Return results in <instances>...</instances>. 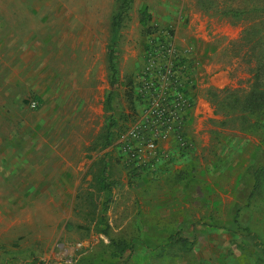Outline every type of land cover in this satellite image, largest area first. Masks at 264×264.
I'll return each mask as SVG.
<instances>
[{
  "label": "rangeland",
  "instance_id": "rangeland-1",
  "mask_svg": "<svg viewBox=\"0 0 264 264\" xmlns=\"http://www.w3.org/2000/svg\"><path fill=\"white\" fill-rule=\"evenodd\" d=\"M120 1L0 0V264H264V109L241 105L264 0H131L111 86ZM163 50L181 144L152 114Z\"/></svg>",
  "mask_w": 264,
  "mask_h": 264
},
{
  "label": "trees",
  "instance_id": "trees-1",
  "mask_svg": "<svg viewBox=\"0 0 264 264\" xmlns=\"http://www.w3.org/2000/svg\"><path fill=\"white\" fill-rule=\"evenodd\" d=\"M131 3V0H121L120 1V5L117 9L116 14L114 15L113 19H112V29H111V39H110V43L108 45V52H107V59H108V64H109V70H110V84L111 86H113L116 82H117V67H116V59H117V42H118V38H119V31L124 23L125 20V16H126V12L129 8V5ZM225 13H229V12H225ZM233 15H240L241 13L239 11L236 10H232L230 12ZM252 32H248L244 34V38H248L251 37ZM239 41H235L234 44H238ZM167 48V47H166ZM169 48H171L169 46ZM168 51V50H167ZM166 50L160 51L158 53L159 57L162 58L163 61L166 62V64H161V72L160 74L164 76H166V79L162 78V81L164 82H168V96L169 98L173 97L172 95L177 94V90H178V85L175 86L176 84V80H175V76H176V72H177V65L178 63H174L169 65L167 62L170 60V57L168 55ZM169 52V51H168ZM176 60V59H175ZM174 60H171V62H173ZM170 76H167L166 74H168ZM159 74V76H160ZM172 75V76H171ZM253 77L255 79L254 83V87H252L251 91L247 94L245 101L241 102V105H243L244 110H250V111H254L255 106H256V102H260L259 106L257 107L258 109L262 110L264 109V106H261L264 103V89L260 88L259 83L261 82V80L264 78V66H262V64H258L255 69H254V74ZM158 79V78H157ZM159 86V85H158ZM183 92H185L183 90ZM129 100L132 99L131 96V91L129 90ZM37 105H39L40 103V99L37 97H34ZM112 98H113V93L112 91L109 92V94L107 95L106 98V105L108 108H111L112 106ZM115 125V121L113 118H110L109 121L107 122V128L105 131V140L106 143L110 142V138H111V130ZM254 176L257 175L258 171L255 170H249ZM102 175H104L106 173V169L105 166L102 168ZM99 182L101 184V186H105V180L104 178H100ZM220 229H223V227H219ZM176 239L178 242H181L183 245L188 243V240H186V238H183L179 235L176 236H172L171 239Z\"/></svg>",
  "mask_w": 264,
  "mask_h": 264
},
{
  "label": "built area",
  "instance_id": "built-area-1",
  "mask_svg": "<svg viewBox=\"0 0 264 264\" xmlns=\"http://www.w3.org/2000/svg\"><path fill=\"white\" fill-rule=\"evenodd\" d=\"M162 74V72H161ZM160 74L161 79L160 83L162 82V89L160 91L159 89V95L157 96V102L154 100L152 102V114L154 115L155 119H157L156 124L160 125L161 128L164 127L167 128L166 130L169 132L170 129L174 131L175 138L182 143L181 141V134L179 132L181 127V120H183L182 112L185 110L187 106L191 105L190 98H184V92L180 88L179 84H177V81H179L178 74L174 77L176 80V85H178L177 94L172 95L173 97L169 98L168 96V82L162 81V78L166 79V76L163 77V75ZM167 76H170L169 73L166 74ZM172 76V75H171ZM167 83V84H166ZM166 84V85H165ZM159 85V83H158ZM160 85V86H161ZM159 88V86H158ZM167 95V96H166ZM184 106V108H183ZM181 114V115H180ZM178 120V121H177ZM177 121V123L172 126V124ZM175 129V130H174ZM158 131V130H157ZM167 135L166 131H163L159 134L161 137H165ZM154 141H151L149 143L150 147L154 146Z\"/></svg>",
  "mask_w": 264,
  "mask_h": 264
}]
</instances>
